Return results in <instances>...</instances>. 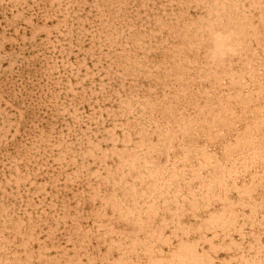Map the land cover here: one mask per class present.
Wrapping results in <instances>:
<instances>
[{
    "label": "bare ground",
    "instance_id": "6f19581e",
    "mask_svg": "<svg viewBox=\"0 0 264 264\" xmlns=\"http://www.w3.org/2000/svg\"><path fill=\"white\" fill-rule=\"evenodd\" d=\"M0 264H264V0H0Z\"/></svg>",
    "mask_w": 264,
    "mask_h": 264
}]
</instances>
